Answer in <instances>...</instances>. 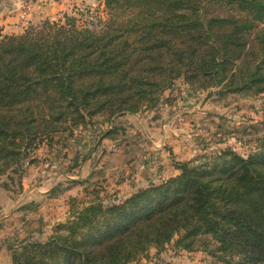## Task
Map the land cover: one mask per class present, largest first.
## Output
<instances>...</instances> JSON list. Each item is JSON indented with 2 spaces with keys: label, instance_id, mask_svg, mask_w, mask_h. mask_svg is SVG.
<instances>
[{
  "label": "trees",
  "instance_id": "1",
  "mask_svg": "<svg viewBox=\"0 0 264 264\" xmlns=\"http://www.w3.org/2000/svg\"><path fill=\"white\" fill-rule=\"evenodd\" d=\"M103 9L96 27L65 15L0 31V176L19 182L44 140L154 106L177 79L264 92V0H103ZM176 168L109 205L97 192L70 197L45 240L9 247L11 264H128L168 244L264 264V139L245 157L227 149Z\"/></svg>",
  "mask_w": 264,
  "mask_h": 264
},
{
  "label": "rangeland",
  "instance_id": "2",
  "mask_svg": "<svg viewBox=\"0 0 264 264\" xmlns=\"http://www.w3.org/2000/svg\"><path fill=\"white\" fill-rule=\"evenodd\" d=\"M96 7H73V10L46 19L63 20L67 15L74 17L79 26L96 27L99 21L106 18L103 6L102 9ZM227 11L223 9V13L219 14ZM46 19L29 22L18 32L10 34H19ZM260 27H264V22L257 28ZM82 139L86 143L83 149L85 154L75 145L77 142L83 143ZM103 139L106 141L101 149L105 152L117 147L120 160L113 171L114 176L108 170L102 171L99 178L88 180L85 177L88 184L77 198L88 200L93 192H97L102 203L109 205L139 189H133L125 196L119 187L136 181L139 171L151 175L152 181L147 182L146 186L162 181L159 176L163 164L161 151L173 157L170 165L176 168L178 162L196 160L227 149L244 157L256 150L264 139V92L245 95L227 92L219 85L203 88L177 79L170 89L161 94L154 106H142L135 113H124L110 119L106 115L96 116L75 127L72 133L55 134L51 143L44 140L33 151L34 161L25 165L19 182L15 175L13 181L8 179L9 174L0 176V264H11L10 246L20 241L45 240L52 232L55 224L52 223L58 218L48 214V208L41 205L43 199L31 201L28 198L26 185L29 188L37 179L54 177L58 172L76 174L82 157H86L88 150L90 152L91 148H96ZM173 147H176L174 154ZM106 161L110 162L108 159ZM77 180L67 177V181L72 183ZM22 182L26 185H22ZM3 184H7L9 190L4 189ZM4 192L13 199V207L4 203ZM22 207L28 213L26 216L13 211ZM210 252L200 249L186 251L168 244L160 251L149 248L128 264H232L228 256L212 255Z\"/></svg>",
  "mask_w": 264,
  "mask_h": 264
},
{
  "label": "crops",
  "instance_id": "3",
  "mask_svg": "<svg viewBox=\"0 0 264 264\" xmlns=\"http://www.w3.org/2000/svg\"><path fill=\"white\" fill-rule=\"evenodd\" d=\"M22 0H0V31L2 34H10L16 33L21 28H23L26 24L33 23L35 21H39L41 19H46L51 16H57L58 14H63L70 10L76 9V7H87L88 5H97V9H102V1L103 0H29L30 2V11L27 17V20L22 21L19 18V8L18 5ZM174 105V104H173ZM172 105V106H173ZM170 107V106H168ZM171 136V135H170ZM167 137V136H166ZM82 142H77L76 147H78L79 151L85 154L84 147L86 145L85 139H82ZM106 139H103L102 142L96 146V148H91L90 152L88 150V154L86 157H82V164L78 166V170H76V174L74 173H62L58 172L54 177L45 176L42 180L37 179L36 183L32 184L28 188L24 182L22 185H26V194L31 201L37 199H43L41 201V205L48 208V214L53 216H57L55 222L63 221L68 215V201L69 197H79L83 194L82 189L85 185L88 184L84 179H95L99 178L102 171L106 172L108 170L112 171L111 176L113 175V171L115 167L119 163V154L116 153L117 147L112 148L108 153L104 151L103 143ZM170 140H167V142ZM82 145V146H81ZM176 148V147H175ZM175 148L172 150L175 153ZM90 149V148H89ZM160 150V149H158ZM87 151V150H86ZM92 151V153H91ZM107 153V154H106ZM162 154V166L160 167L161 171L159 176L161 180L175 175L178 173V170L175 167H171L170 160L171 157L169 154H165L164 151H161ZM167 155V156H165ZM108 159L110 162L106 161ZM30 173V171H29ZM137 180L134 181L130 185H121L122 188L121 193H124L125 196L130 194L131 190H136L137 188H142L146 186V183L151 182V175L147 172L139 171L137 173ZM64 177V178H62ZM68 178H76L78 182H69ZM86 177V178H85ZM60 179V180H59ZM66 181H64V180ZM160 181V180H159ZM158 182V181H156ZM56 186V187H55ZM60 187V189L58 188ZM57 190H56V189ZM55 191L52 192V190ZM51 190V191H50ZM4 203L6 206L13 207V199L9 197L6 192H4ZM42 207V208H43ZM40 208V207H39ZM41 209V208H40ZM16 214L26 216L28 213L24 211L23 207L13 210ZM46 212V213H47ZM51 231V230H50Z\"/></svg>",
  "mask_w": 264,
  "mask_h": 264
},
{
  "label": "built area",
  "instance_id": "4",
  "mask_svg": "<svg viewBox=\"0 0 264 264\" xmlns=\"http://www.w3.org/2000/svg\"><path fill=\"white\" fill-rule=\"evenodd\" d=\"M19 17L22 20H27L30 11V3L26 0H22L19 5Z\"/></svg>",
  "mask_w": 264,
  "mask_h": 264
}]
</instances>
